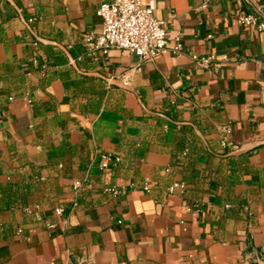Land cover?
Returning a JSON list of instances; mask_svg holds the SVG:
<instances>
[{
  "label": "crops",
  "instance_id": "1",
  "mask_svg": "<svg viewBox=\"0 0 264 264\" xmlns=\"http://www.w3.org/2000/svg\"><path fill=\"white\" fill-rule=\"evenodd\" d=\"M110 1L0 0V264H264V32L243 0H144L162 54H103Z\"/></svg>",
  "mask_w": 264,
  "mask_h": 264
},
{
  "label": "built area",
  "instance_id": "2",
  "mask_svg": "<svg viewBox=\"0 0 264 264\" xmlns=\"http://www.w3.org/2000/svg\"><path fill=\"white\" fill-rule=\"evenodd\" d=\"M246 10H240L237 21L241 26L253 27L264 32V2L260 0H243ZM205 4L203 7H206ZM97 16L101 19V28L88 32L85 35L86 45L95 51L108 54L111 50H120L138 56L142 61H154L165 50L167 45L168 30L166 23L155 17L154 9L144 5V0H112L103 2L97 9ZM210 37H212L210 35ZM174 54L183 52L180 37H176L172 47ZM196 63L209 66L214 57H199L189 54ZM128 86V82H124ZM229 133L230 129L223 130ZM225 145V141L223 142ZM188 149H185L179 158L187 157ZM121 159L111 153L101 154V170L108 171L117 165ZM83 187V181H75L74 191L78 193ZM143 189L150 192V186L144 185ZM107 192L117 195L121 192L117 188H109ZM170 194L184 195L187 192L185 182H174L168 187ZM187 210L198 209V204H189L184 201ZM55 215L60 219L64 217V209H55ZM121 223V222H119ZM50 229H55L57 224L48 222Z\"/></svg>",
  "mask_w": 264,
  "mask_h": 264
}]
</instances>
